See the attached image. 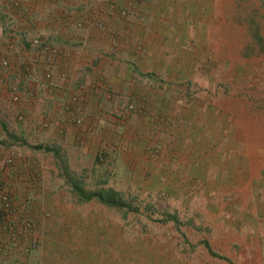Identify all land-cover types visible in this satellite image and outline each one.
I'll return each mask as SVG.
<instances>
[{
  "label": "rangeland",
  "instance_id": "rangeland-1",
  "mask_svg": "<svg viewBox=\"0 0 264 264\" xmlns=\"http://www.w3.org/2000/svg\"><path fill=\"white\" fill-rule=\"evenodd\" d=\"M167 2L168 16L177 7L183 15L172 39L188 38L157 55L164 70L148 81L158 126L133 149L119 141L100 161L88 151L68 168L86 189L113 188L136 210L82 202L70 179L51 182L53 194L18 220L36 231L29 264H264V0Z\"/></svg>",
  "mask_w": 264,
  "mask_h": 264
},
{
  "label": "crops",
  "instance_id": "crops-1",
  "mask_svg": "<svg viewBox=\"0 0 264 264\" xmlns=\"http://www.w3.org/2000/svg\"><path fill=\"white\" fill-rule=\"evenodd\" d=\"M166 4L0 0V183L12 207L5 210L0 200V264H29L36 231L18 220L53 194L51 182L67 181L64 166L82 161L88 151L97 158L119 141L116 148L133 149V139L158 126L149 121L154 112L148 81L164 70L157 55L186 47L188 38L172 39V21L183 15L177 7L168 16ZM139 96L147 104L143 110ZM12 154L13 164L5 165ZM53 168L60 176L49 177ZM262 236L257 249L264 257Z\"/></svg>",
  "mask_w": 264,
  "mask_h": 264
},
{
  "label": "trees",
  "instance_id": "trees-1",
  "mask_svg": "<svg viewBox=\"0 0 264 264\" xmlns=\"http://www.w3.org/2000/svg\"><path fill=\"white\" fill-rule=\"evenodd\" d=\"M32 145V144H31ZM33 149L40 150H52V148L49 145H43V144H34L32 145ZM101 157L98 156L96 158V161H100ZM66 175L68 179H70V183L72 184V187L74 191L79 195L80 201H88L92 199H97L99 202L113 208L117 209H125L128 208L129 210H136V208L131 204V202L124 196L123 193L113 189V188H98L94 190L86 189L79 183L77 179H74L72 175L69 174L68 168L64 166ZM166 220H174L176 223L179 222L178 218L173 214H166ZM206 247L209 249L210 253H212L215 256H219L223 259H228V257L216 253L211 246L208 244V242H205ZM231 261V260H230Z\"/></svg>",
  "mask_w": 264,
  "mask_h": 264
},
{
  "label": "built area",
  "instance_id": "built-area-1",
  "mask_svg": "<svg viewBox=\"0 0 264 264\" xmlns=\"http://www.w3.org/2000/svg\"><path fill=\"white\" fill-rule=\"evenodd\" d=\"M31 41H32V43L34 45H40L41 44V39L39 37H34ZM128 107L129 108H133L134 105L133 104H130ZM13 162H14V156H13V154L7 156L5 158V160H4V164L5 165H12ZM1 187L2 186H1V183H0V196H1L0 200L2 201V204H3L5 210H11L12 207H11V203H10L11 202L10 196H9V194H7L5 192H1Z\"/></svg>",
  "mask_w": 264,
  "mask_h": 264
}]
</instances>
